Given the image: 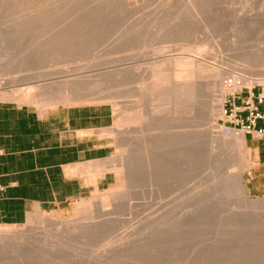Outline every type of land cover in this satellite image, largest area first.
<instances>
[{"label": "rangeland", "instance_id": "1", "mask_svg": "<svg viewBox=\"0 0 264 264\" xmlns=\"http://www.w3.org/2000/svg\"><path fill=\"white\" fill-rule=\"evenodd\" d=\"M39 1L0 0V60H2V64H0V68L2 70L0 79L2 80L0 81L3 83L1 84L2 86L0 85V100L14 101L19 104L30 105L37 108L40 112H45L58 106L87 104H106L111 106L115 116L113 133L116 137L117 147L116 154L111 159L116 161L114 164L122 163L124 167L126 166V170H128L125 171L124 169V173L120 171H113L117 180L114 185L111 186V188L102 190L100 192H95L91 196L72 205L71 207H67L63 211H39L32 214L29 220L24 224H0V229L3 231L18 232H26L30 230L31 232V230L34 228L40 227L39 221L43 218L47 221L51 220L53 217L54 219L63 220L66 222L74 221L78 218H81L84 213L83 210L81 211L80 209L83 202L85 203L86 201H90L92 204V209H100L101 202L104 198H106L111 193L117 194L119 189L121 191L127 176L124 175L125 173L128 174V172L136 171L138 177L141 178H138L137 180L139 183L137 181L129 183L130 186L132 185L131 189H133V192L132 194L129 193L126 197L127 204L122 207L119 214L112 215L114 218L112 221L113 223H110V225L105 228V231L103 229V232H99L98 235L95 234L85 236L84 234L81 235V233L78 234L79 232L74 234L71 233L70 235L66 231H63V233L66 234L64 237H60L61 239H58L54 245L43 249V251L39 250L40 252H35V250H23L21 251L22 253H12L11 249L8 248L9 251H7V247H2L4 250L1 249L3 252L0 251V264H264V205L260 209L256 210L255 207H251L250 209L248 207L250 202L264 200V196H251L247 189L249 199H245L237 193V189H234V192H232L233 190L230 192V188L229 190L226 189L227 191L225 192L223 187V185L227 186L229 182L234 179L236 173H241L243 175L244 184L246 186V171L249 168L250 161L249 150L247 149L245 141L242 142V156L245 159H243L245 164L243 168L239 169L238 154L234 152L236 154L235 156L232 151L226 148L215 147L213 143H211V139L208 137V126L206 127V122L204 123L206 120H200L201 115L198 112L194 113L193 115L185 114L186 117L181 115L179 121L177 118L175 120V122L178 121V126L179 122H185L184 119H187L185 122L186 124L187 122L190 123L185 125L187 126L185 130L184 128H181L184 126V124L180 123L182 126L180 125L179 128L184 130L185 134L187 135H183V132V134L178 137L185 144H187V141L190 139L192 142L189 144L191 145L188 147V144L186 146L183 145L182 142L178 146L179 148L176 149V152L180 157L178 159L179 162H177V164L175 163L174 170H170L171 172H168H173V175H169L166 171L162 172L160 170L161 167H164L163 164H165V162L168 160V151H166L167 146L163 136L165 129L164 125L167 122V118L166 112L158 111L156 107L159 109H165L166 104L172 109L174 103L168 104L165 99H169H167V97H165V99L163 98V95L166 93L168 94L171 91H167L165 89L162 90V88L156 87L154 89L151 88L150 85H152L151 83L154 80L150 81L151 76L149 77L148 74H150V71L152 70L151 63L156 61L159 57H162L159 52L157 53L158 55H156L157 49L159 47L164 46L169 49H166V51L162 54L166 55V53H168V55H166L168 57L170 54H178L181 52V46L179 47V51L175 48L177 43L176 46H174V44L175 40L179 38V35L182 36V39L179 38L180 40L176 41L178 42V45L180 43L179 41H181V43L183 39L185 41V33L182 34L180 31L178 32L179 29L172 31V33H175V36L173 34L171 37H174L173 39L175 40L173 41L171 38V42L170 37L166 38L168 41L164 40V37L166 36L164 30L165 32H168V28L170 29V19L174 17L175 13H180L183 7L186 8L184 6L186 1L101 0L99 2L98 0L99 3L97 4H95L96 0ZM167 1L170 2L168 11L170 13L171 10L170 14H173V16L169 13L167 16L166 11L163 14L164 16L160 17L165 18L159 19L160 21L162 20V22L163 20L164 22H167V19L169 16H171L170 19H168L169 25L163 22V26L162 22H159V19L155 21L157 22V24H155L153 15L156 17L155 13H161L163 9L162 6L166 4ZM198 1L200 3L195 0V2L198 4V9L200 7V11L204 13L203 16L205 19L208 18L207 20L210 25L208 26V29L205 28L206 31L204 29L205 32L202 34V31L198 30L201 29V26L196 24L197 22L194 24L192 22L191 26H193H189L193 29L191 30L190 34V28H188L189 34H187V36L190 35L188 38L193 36V41L190 42L186 39L185 42H190L192 46H194L193 44L196 43L209 42L207 43V46L203 44V47H208V49L211 50L208 51L209 53L207 52L201 57L207 60V63L210 61V59L212 60L209 62L210 64H208L211 67L213 66L212 69L214 70V73H211L213 74L212 76L209 74V78L211 79L212 77V79H214V75H219V81L224 85L230 86L229 89L231 92L226 94L225 109L228 110L231 100L243 95L247 91L251 93H256V91H259L257 95L261 94V96L264 98V0ZM64 2L67 4L66 6ZM143 2L145 3L143 4ZM126 3L127 5L130 3L131 5L134 4V8H131L130 10L128 8V11H126ZM30 4L34 6H31ZM18 6L22 7L19 8ZM27 7H30V11ZM38 8H44L45 12H43L44 10L42 9L40 11L43 13H35L34 11H38ZM184 8L183 10L185 11L186 9ZM33 14L35 17H37V19L35 17L33 18ZM37 15H40L41 17L38 18ZM53 16L54 18H52ZM28 17H32L33 20L32 18L30 21L27 20L26 18ZM166 17L168 18L166 19ZM250 17L252 18V22L249 21L251 24L247 22V19H251ZM123 19L126 20L123 21ZM135 19L138 22H136ZM141 19L145 22L143 21L142 23L141 21L140 23ZM37 20L40 22L38 23ZM213 20H215V22ZM34 21L37 22L38 25L35 24ZM130 21L132 26L130 25ZM239 21H241V24ZM65 22L68 24H65ZM127 23L129 26H131V28L133 27L132 29L135 31L134 33L131 31L132 29L128 27ZM69 24L70 28L68 29ZM160 24L162 26H160ZM73 25L75 26L72 27ZM162 27L165 29L162 30ZM66 28L69 30L68 32ZM195 28H198L196 29V33ZM135 29L138 30L136 31ZM147 30L150 32H147ZM159 30L161 35L159 34ZM201 30H203V26ZM105 31L107 32L104 33ZM10 32L14 33L11 34L12 37ZM206 32H209L210 34H208L211 36L209 37ZM59 33L60 35L57 36ZM47 34L48 37L45 36ZM64 35L65 37H68V35L71 36H69V40H67V38L63 37ZM176 35H178V38ZM212 35L215 38L212 37ZM160 36L163 38L161 40L164 41L160 42ZM45 37L47 38L45 39ZM83 37H85L86 40H84L85 38ZM132 37H134L133 41ZM200 37L202 40L197 39ZM205 37H208L209 40L212 38L214 41L212 39L211 41L206 40L207 38L205 39ZM53 38L55 39L53 40ZM70 38L73 39L72 44L69 42L71 41ZM87 38L89 40H87ZM49 39L52 41L51 43L49 42ZM215 39L219 40H216L215 42ZM45 40H48V42ZM112 40L114 41L112 42ZM42 41L46 43H42ZM35 42L36 47L34 44ZM211 42H213L215 45L213 46V44H210ZM62 44L65 47H63ZM164 44H166V46ZM216 44L218 46H216ZM220 44H222V46ZM30 45H32V47ZM80 45L84 47L86 46V48H88H85L84 50L79 49V52L77 53V46L80 47ZM210 45H212L213 50ZM43 49L47 50L46 53L43 51ZM155 49L156 52H154ZM90 50L92 52H90ZM177 51L178 53H176ZM35 52H38L39 55H35ZM85 52H87L88 55ZM221 52H223V54H221ZM207 54L208 56L206 57ZM197 55L193 56V59L196 58ZM221 58L223 60H221ZM214 59L218 61V63ZM90 61L92 62L90 63L91 65L89 64ZM99 63L101 64L99 65ZM83 64L85 67H87L82 69L81 66L83 67ZM149 65H151L150 69ZM216 66H219V68H216ZM115 69H125L123 72L124 74L121 73L120 76L119 74L114 73V71L113 73L110 72L109 74H105L107 71H112ZM47 71L49 72L48 74H50L49 76L52 77L63 76L64 78H75L76 85L78 87L71 85V90L67 93H64L63 95L65 99H63L62 96V100H59L60 102L57 101L53 104H48V106L43 105L45 106L43 107L42 104L33 103L31 101L32 99H29L28 93L31 91L30 87H35L37 83H31V79L29 80V83L27 78H33L37 76L45 77ZM145 71L147 72L148 77L145 74ZM114 74H117L118 76ZM84 77L87 79H84ZM78 78H83V80L80 82L81 79ZM239 80H241L242 83L239 84ZM233 82L237 83V85L234 86ZM142 83L144 84L143 86H141ZM146 84L148 85L146 86ZM139 86L141 87L139 88ZM235 87L236 90H234ZM126 91H130V93H128L129 95L127 96L125 95L127 93ZM208 91H213L214 94L212 95H215L216 98L221 95L219 88H215V90L210 89ZM16 92L19 93L18 98L14 97V93ZM31 92V96L36 95L35 88H33ZM94 92H96L97 95ZM133 92H138V94L139 92H142L140 93L142 96H138L137 93L134 95ZM161 92H163L162 95L160 94ZM94 94L97 97L94 98ZM110 94L113 96H110ZM78 95H80L81 98ZM103 96L106 97L104 98ZM107 96L110 97L108 98ZM159 98H162L161 101ZM206 98L204 99L208 100V98ZM205 100L204 103L206 104ZM135 101H138L139 103V110L142 113L141 116H143V120L141 119L142 122L140 119L138 120L139 122L135 123H128L127 121L123 122L122 119H125L128 113H131L132 105L135 104ZM202 108L203 110H201V113L206 115L207 110H204V107ZM156 113L160 115L162 114V117H160V115H157L156 117ZM159 118H161L160 121ZM181 118L183 121H180ZM225 118L226 116L218 117L217 124L223 127V134L226 137H233V135L227 136L225 134V126H230L225 124ZM192 121L193 124H191ZM201 123H204L205 125H202L201 127ZM189 124L191 125L189 126ZM188 128H191V130ZM197 129L198 131L200 130V136L199 133L195 134ZM160 133H162V135ZM188 134H191V137H193L194 140L191 139ZM182 136L185 138H182ZM178 137L176 140L179 139ZM186 137L188 140L185 141ZM162 141L163 143H161ZM193 141L195 142V145ZM124 143L128 145V149L130 144H132V158L130 156L128 158L127 156L129 151L126 153V155L122 156L121 147L122 145H125ZM164 143L166 148L163 147ZM214 148L217 149L215 150ZM186 149L189 150L187 151ZM162 151L164 152L161 153ZM126 158H128L133 165L129 164L130 162ZM135 159H138L137 163ZM185 159L186 165L184 161ZM149 162H151V165ZM124 163L126 165H124ZM135 163L138 167L134 165ZM153 164H155V166ZM181 165L183 167H181ZM230 165H232V167ZM234 167L238 169H234ZM174 171H176L175 174ZM224 183H226V185ZM228 193H231V195L233 193V195L224 196ZM105 195L107 196L105 197ZM227 198L230 202H227ZM223 202H225V204L229 203V206L226 204L227 207L223 206L224 209H221L222 205L224 204ZM237 206L239 210L241 209L240 211L237 210ZM109 207L112 209L113 206ZM203 207H205V210ZM218 207L220 209H218ZM217 209L222 210L224 213L221 211L218 212ZM97 211L95 210V216L98 214ZM236 211H239L240 214L239 212L238 214L235 213ZM188 214L190 218H187L189 217ZM255 217L258 218L256 219Z\"/></svg>", "mask_w": 264, "mask_h": 264}, {"label": "crops", "instance_id": "2", "mask_svg": "<svg viewBox=\"0 0 264 264\" xmlns=\"http://www.w3.org/2000/svg\"><path fill=\"white\" fill-rule=\"evenodd\" d=\"M245 92L228 106L248 126L253 103L264 113L261 94ZM225 118V124L229 123ZM115 116L106 104L58 106L45 112L0 100V224L21 225L39 211H63L117 178L109 171L116 154ZM264 118L244 133L250 165L246 187L264 196Z\"/></svg>", "mask_w": 264, "mask_h": 264}, {"label": "bare ground", "instance_id": "3", "mask_svg": "<svg viewBox=\"0 0 264 264\" xmlns=\"http://www.w3.org/2000/svg\"><path fill=\"white\" fill-rule=\"evenodd\" d=\"M21 1V0H20ZM39 1V0H38ZM40 1H42V0H40ZM39 1V2H40ZM59 1V0H58ZM101 0H99V2H100ZM187 3H186V2ZM29 2V1H28ZM45 2V1H44ZM66 2V1H65ZM64 2V3H65ZM71 2V1H70ZM98 2V0H96L95 1V4H97V3H99ZM184 6L186 7V8H184L183 7V5H182V7L184 8V9H186L185 11L183 10V8H182V10H181V12L179 13L178 11V13H175L174 14V17H172L171 19H170V17L171 16H169V18L168 17H166V19L168 18V19H170V22L168 21V19H167V22L165 21L164 22V20H163V22L164 23H167V25H169V23H170V29L168 28V32L166 31L165 32V28H163L162 27V30H164V33H166V36L164 37V40H166V38H168V37H170V41L172 42V40L174 41L175 39H173L174 37H171L173 34H174V36H175V33H172V31H174V30H178V32L180 31L182 34H184V36L186 35V37H184L185 38V41H186V39L187 40H189L190 42H192L193 40V36L192 37H190V38H188V36H190V35H188L187 36V34H189L188 32V28H190V26H191V23L193 22V24L194 23H196V24H198L199 26H201V29H202V26H203V30H201V29H198V28H195V33H196V29H198V30H200V31H202L201 33L203 34V32H205L206 31V29H208V26L210 25L209 23H208V18L207 19H205L204 18V13H202L201 11H200V7H199V9H198V4H197V2H199L198 0H197V2H195V0H184ZM22 3V2H21ZM35 3V2H34ZM36 3H37V1H36ZM49 3H50V1H49ZM145 2H143V4H144ZM200 3V2H199ZM19 4V3H18ZM33 4V3H32ZM147 4V3H146ZM169 4H170V2L169 1H167V3L166 4H164L163 6H162V12L161 13H155L156 14V17L153 15V17H154V22L155 21H157L160 17H163L164 15V13L166 12L167 13V16H168V13H169ZM172 4V3H171ZM21 5V4H20ZM31 5V4H30ZM29 5V6H30ZM43 5H44V3H43ZM46 5H48V4H46ZM55 5V4H54ZM54 5H53V7H54ZM61 5V4H60ZM67 4L65 3V6H66ZM126 5H127V3H126ZM134 4H132L131 5V3L130 4H128L127 6H126V11H128V8H129V10L131 9V8H134V6H133ZM31 6H34V5H31ZM37 6V5H36ZM35 6V7H36ZM58 6V5H57ZM133 6V7H132ZM140 6V5H139ZM172 6V5H171ZM200 6V5H199ZM202 6V5H201ZM19 7V6H18ZM20 7H22V6H20ZM19 7V8H20ZM40 7V6H39ZM44 7V6H43ZM50 7V6H49ZM60 7V6H59ZM125 7V6H124ZM123 7V8H124ZM26 8V7H25ZM28 8V7H27ZM30 8V7H29ZM29 8H28V10H29ZM46 8H48V7H46ZM22 9H24V8H22ZM21 9V10H22ZM39 9V8H38ZM44 10V8H40L38 11H34L35 13L36 12H39V13H41L42 11H40V10ZM49 9V8H48ZM63 9H64V7H63ZM136 9V8H135ZM138 9H139V7H138ZM171 9V8H170ZM32 10V9H31ZM35 10V9H34ZM37 10V9H36ZM59 10H60V8H59ZM125 10V9H124ZM123 10V11H124ZM134 10V9H133ZM132 10V11H133ZM30 11V10H29ZM55 11V10H54ZM131 11V12H132ZM43 12H45V10L43 11ZM42 12V13H43ZM52 12V11H51ZM38 13V14H39ZM58 13V12H57ZM123 13V12H122ZM121 13V14H122ZM170 13H171V10H170ZM169 13V14H170ZM45 14V13H44ZM44 14H43V16H44ZM50 14V13H49ZM132 14V13H131ZM133 14H134V12H133ZM34 15V14H33ZM47 15V14H46ZM45 15V16H46ZM53 15V14H52ZM57 15V14H56ZM55 15V16H56ZM166 15V14H165ZM170 15H172L173 16V14H170ZM206 15V14H205ZM38 16V15H37ZM51 16V15H50ZM134 16V15H133ZM140 16V15H139ZM209 16V15H208ZM211 16V15H210ZM35 17V15L33 16V18ZM39 17H41L40 15L38 16V18ZM137 17V16H136ZM29 18V17H28ZM26 18L27 20H29L30 21V19L32 18ZM33 18H32V20H33ZM36 19H37V17H35ZM52 18H54V16L52 17ZM120 18V17H119ZM132 18H134V17H132ZM165 18V17H164ZM164 18H160V19H164ZM210 18V17H209ZM251 18V17H250ZM25 19V20H26ZM82 19V18H81ZM137 19V18H136ZM135 19V20H136ZM140 19V18H139ZM160 19H159V22L161 23L162 22V20L160 21ZM165 19V20H166ZM211 19V18H210ZM212 19H213V16H212ZM23 20V19H22ZM50 20V19H49ZM59 20V19H58ZM62 20V19H61ZM86 20V19H85ZM88 20V19H87ZM124 20H126V19H123V21ZM130 20H131V18H130ZM150 20H151V18H150ZM20 21V20H19ZM29 21H28V24H29ZM36 21V20H35ZM34 21V23L35 24H37V22H38V20H37V22H35ZM44 21H46V20H44ZM43 21V22H44ZM57 21V20H56ZM141 21H142V19L140 20V23H141ZM144 21V20H143ZM143 21H142V23H143ZM152 21V20H151ZM214 22H215V20H213ZM246 21V20H245ZM252 22V18L250 19V20H248L247 19V22L248 23H250V22ZM21 22H23V21H21ZM33 22V21H32ZM40 22V21H39ZM38 22V23H39ZM58 22V21H57ZM77 22V21H76ZM122 22V21H121ZM133 22H134V20H133ZM136 22H138L137 20H136ZM135 22V23H136ZM145 22V21H144ZM153 22V23H154ZM163 22H162V24H163ZM169 22V23H168ZM240 22V24H241V21H239ZM46 23H48V22H46ZM46 23H44V24H46ZM125 23H126V21H125ZM147 23V22H146ZM145 23V24H146ZM243 23V22H242ZM21 24H23V23H21ZM21 24H20V26H21ZM27 24V25H28ZM43 24V23H42ZM49 24V23H48ZM65 24H68L67 22H65ZM79 24V23H78ZM77 24V25H78ZM133 24V23H132ZM150 24V23H149ZM155 24H157V22H155ZM237 24V23H236ZM251 24V23H250ZM24 25V24H23ZM38 25V24H37ZM39 25H41V24H39ZM61 25H63V24H61ZM76 25V24H75ZM75 25H73L72 27H74ZM127 25H128V23H127ZM130 25H131V21H130ZM135 25V24H134ZM139 25V24H138ZM146 25H148V24H146ZM166 25V24H165ZM190 25V26H189ZM197 25V26H198ZM243 25V24H242ZM26 26V25H25ZM24 26V27H25ZM45 26V25H44ZM47 26V25H46ZM65 26V25H64ZM132 26V25H131ZM131 26H129L128 25V27L129 28H131ZM140 26H141V24H140ZM150 26V25H149ZM153 26V25H152ZM160 26H162L161 24H160ZM163 26H164V24H163ZM193 26V25H192ZM191 26V27H192ZM237 26V25H236ZM32 27H34V26H32ZM36 27V26H35ZM43 27V26H42ZM50 27V26H49ZM53 27V26H52ZM60 27H62V26H60ZM68 27V26H67ZM72 27H71V29H72ZM82 27V26H81ZM123 27V26H122ZM125 27V26H124ZM127 27V26H126ZM135 27H136V25H135ZM134 27V28H135ZM45 28V27H44ZM63 28V27H62ZM70 28V24H69V27H68V29ZM75 28H77V27H75ZM101 28V27H100ZM103 28V27H102ZM133 28V27H132ZM131 28V29H132ZM200 28V27H199ZM206 28V29H205ZM237 28V27H236ZM48 29V28H47ZM79 29V28H78ZM81 29V28H80ZM89 29V28H88ZM127 29V28H126ZM130 29V30H131ZM139 29H140V27H139ZM157 29V28H156ZM160 29V28H159ZM193 28H190V34H191V30H192ZM204 29H205V31H204ZM64 30V29H63ZM66 30H67V28H66ZM105 30V29H104ZM122 30V29H121ZM124 30V29H123ZM128 30V29H127ZM136 30V29H135ZM138 30V29H137ZM136 30V31H137ZM150 30V29H149ZM197 30V31H198ZM14 31V30H13ZM69 30H67V32H68ZM109 31V30H108ZM129 31V30H128ZM131 31H133V29L131 30ZM199 31V32H200ZM71 32V31H70ZM83 32H85V31H83ZM97 32V31H96ZM107 31H105L104 33H106ZM110 32V31H109ZM108 32V33H109ZM116 32H118V31H116ZM126 32V31H125ZM135 31H133V33H134ZM147 32H150V31H148L147 30ZM159 32H160V30H159ZM158 32V33H159ZM170 32V33H169ZM13 32H10V35L12 34ZM72 33H73V31H72ZM79 33V32H78ZM77 33V34H78ZM114 33V32H113ZM132 33V34H133ZM158 33H156V34H158ZM172 33V34H171ZM207 33V32H206ZM209 33V32H208ZM207 33V34H208ZM14 34V33H13ZM52 34V33H51ZM71 34V33H70ZM76 34V35H77ZM83 34V33H82ZM81 34V35H82ZM110 34V33H109ZM116 34V33H115ZM114 34V35H115ZM160 35H161V32L159 33ZM158 34V35H159ZM199 34V33H198ZM198 34H196V35H198ZM205 34V33H204ZM210 34V33H209ZM208 34V35H209ZM233 34V33H232ZM9 35V36H10ZM15 35H16V33H15ZM53 35H55V34H53ZM58 35H60V33L59 34H57V36ZM88 35V34H87ZM163 35V34H162ZM165 35V34H164ZM195 35V34H194ZM45 36H47L48 37V34L47 35H45ZM69 36H71V35H68V37H65V35L63 36V37H65V38H67V40H69ZM86 36V35H85ZM92 36V35H91ZM102 36V35H101ZM105 36H106V34H105ZM108 36V35H107ZM129 36V35H128ZM199 36H200V34H199ZM211 35H209V37H210ZM11 37H12V35H11ZM47 37H45V39L47 38ZM77 37V36H76ZM89 37V36H88ZM93 37V36H92ZM91 37V38H92ZM114 37V36H113ZM121 37V36H120ZM120 37H119V39H120ZM131 37V36H130ZM135 37V36H134ZM134 37H132V41H133V38ZM157 37V36H156ZM159 37V36H158ZM161 37V36H160ZM176 37L178 38V35H176ZM212 37H214L213 35H212ZM42 38V37H41ZM40 38V39H41ZM50 38V37H49ZM71 38H73V37H71ZM70 38V39H71ZM81 38V37H80ZM83 38H85V37H83ZM137 38H138V36H137ZM171 38H172V40H171ZM179 38H181L182 39V36L181 35H179ZM176 39L175 40V44H174V46H176V43H177V46L175 47L176 49H178L179 51H180V49H179V47L181 48V52L180 53H178V51L176 52V53H178V54H170V56L168 57V56H166V55H168V53H166V55H162L165 51H166V47H159L158 49H157V52H156V49L154 50V52H156V55H158L157 53L159 52V54H161V56L162 57H159L156 61H153L152 63H151V65H152V68H151V65H149L148 67H149V69L151 68L152 70L150 71V74H148L149 75V77H150V81L151 80H154L151 84L152 85H150V83H149V85L151 86V88L152 89H154L155 87L156 88H162V90L163 89H165V90H167V91H171L170 93H166L165 95H163L164 97V99H165V97H167V99H169V100H166L165 99V101L166 102H168V104H173L174 106L172 107V109L171 108H169L170 106H168V105H166L165 104V106H166V108L164 109H159V108H157L156 106V109H158V111H165L166 112V118H167V122H166V126L164 125V127H165V129H164V134H163V136H164V140H165V143H166V146H167V148H166V146H165V143H164V146L163 147H165L167 150L166 151H168V160L165 162V164H163L164 165V167H161L160 168V170L162 171V172H171L170 170H174V165H175V163L177 164V162H179L178 161V159L180 158L179 156H178V154H177V152H176V149L177 148H179L178 146L183 142L182 140H180V138L178 137V136H181L182 134H183V132H184V130H185V128H187V126H185V125H188V123H190V122H187V124L185 123L186 122V120L184 119V121L185 122H179V126L181 125V124H184V126L183 127H181V128H184V130H181L180 128H179V126L177 125L178 123V121H179V118H180V116L181 115H184L185 117H186V115L185 114H188V115H193L194 113H199L200 115H201V118H200V120H206V121H204V123L206 122V125L204 124V123H201V127H202V125H205L206 127H207V129H209L208 131H209V134H208V137L211 139L210 141H211V143H213V145L215 146V147H219V148H226V149H228V150H230V151H232L233 152V154H235V153H237L238 154V157H239V160H238V158H237V160L239 161V165H238V167H239V169H241V168H243V166H244V158H243V156H242V151H243V144H242V142H244L245 140H244V133H240V134H237V133H234L233 134V137H226L224 134H223V127H221V126H219L218 124H217V118L218 117H224L225 116V113H226V109H225V102H226V94L227 93H229V92H231V90L229 89L230 88V86L229 85H224L222 82H220L219 81V75H214V79H212V77H211V79L209 78L210 76H209V74L212 76L213 74H211V73H214L213 71V69H212V67L211 66H209V62H211L212 60L210 59V61L207 63V60H205V59H203V57H201V56H204L209 50H211V49H208V47L207 48H204L203 47V44L204 45H206L207 46V43H209V42H204V43H196V44H193L194 46H192V44H190V42H185L184 41V39H183V41H182V43H181V41H179L181 44H183V45H181L180 43H179V45H178V42H176L177 40H180V39ZM207 38V39H206ZM215 38V37H214ZM6 39H7V37H6ZM51 39V38H50ZM50 39H49V42L51 43L52 41H50ZM55 38H53V40H54ZM125 39V38H124ZM139 39V38H138ZM161 39H163L162 37L160 38V40ZM195 39V38H194ZM197 39H199V40H202V38L200 37V38H197ZM196 39V40H197ZM205 39L206 40H209V38L208 37H205ZM212 39V38H211ZM211 39L209 40V41H211ZM43 40H44V37H43ZM58 40V39H57ZM62 40V39H61ZM73 39H71V41H69V42H71V44H72V41ZM75 40V39H74ZM81 40V39H80ZM84 40H86V38L84 39ZM83 40V41H84ZM87 40H89L88 38H87ZM95 40V39H94ZM98 40V39H97ZM115 40V39H114ZM114 40H112V42L114 41ZM131 40V39H130ZM164 40H161L160 42H162V41H164ZM213 41H214V39H212ZM216 40H219V39H215V42H216ZM234 40V39H233ZM46 42H48V40H45ZM91 41V40H90ZM140 41V40H139ZM166 41H168V39L166 40ZM203 41H205V40H203ZM44 41H42V43H43ZM46 42H44V43H46ZM62 42V41H61ZM63 42H64V40H63ZM66 42V41H65ZM68 42V43H69ZM86 42V41H85ZM88 42V41H87ZM116 42H117V40H116ZM136 42H137V40H136ZM135 42V43H136ZM183 42H185V43H183ZM221 42V41H220ZM234 42V41H233ZM38 43H39V41H38ZM56 43H58V42H56ZM93 43H94V41H93ZM104 43V42H103ZM128 43H129V41H128ZM131 43V42H130ZM134 43V44H135ZM232 43V42H231ZM35 44V47H36V42L34 43ZM49 44V43H48ZM47 44V45H48ZM60 44V43H59ZM58 44V45H59ZM74 44V43H73ZM115 44V43H114ZM166 44H168V43H166ZM166 44H164L165 46H166ZM173 44V43H172ZM210 44H213V42H211ZM224 44V43H223ZM32 45H33V43H32ZM32 45H30L31 47H32ZM39 45V44H38ZM41 45V44H40ZM51 45V44H50ZM83 45H84V43H83ZM104 45V44H103ZM111 45H112V43H111ZM215 44H213V46H214ZM221 46H222V44H220ZM29 46V47H30ZM49 46V45H48ZM62 46H63V44H62ZM72 46V45H71ZM113 46V45H112ZM172 46V45H171ZM205 46V47H206ZM209 46V45H208ZM211 46V48H212V50H213V47H212V45H210ZM216 46H218L217 44H216ZM234 46V45H233ZM45 47H46V45H45ZM44 47V48H45ZM51 47H54V46H51ZM55 47H56V45H55ZM60 47V46H59ZM63 47H65V46H63ZM62 47V48H63ZM78 47V51H77V53L79 52V49L81 50V49H85L86 48V46L84 47V46H81L80 45V47L79 46H77ZM98 47V46H97ZM168 47V46H167ZM28 48V47H27ZM34 48V47H33ZM58 48V47H57ZM88 48V47H87ZM86 48V49H87ZM219 48H220V46H219ZM224 48V47H223ZM222 48V49H223ZM34 49H36V48H34ZM33 49V50H34ZM38 49V48H37ZM40 49V48H39ZM47 49V48H46ZM44 50L43 49V51H45V53H46V51L47 50ZM53 49H55V48H53ZM77 49V48H76ZM206 49H208V50H206ZM233 49V48H232ZM56 50V49H55ZM60 50V49H59ZM65 50V49H64ZM167 50H169V49H167ZM40 51H41V49H40ZM40 51H39V53H40ZM61 51V50H60ZM223 51V50H222ZM55 52V51H54ZM67 52V51H66ZM65 52V53H66ZM72 52V51H71ZM90 52H92L91 50H90ZM168 52V51H167ZM211 52V51H210ZM33 53V52H32ZM48 53H49V51H48ZM85 53H87V52H85ZM209 53V52H208ZM215 53V52H214ZM35 55L37 54V55H39L38 54V52L36 53H34ZM41 54V53H40ZM56 54H57V52H56ZM55 54V55H56ZM58 54H59V52H58ZM61 54H62V52H61ZM72 54V53H71ZM84 54V53H83ZM198 54V55H197ZM211 54V53H210ZM218 54V53H217ZM221 54H223V52H221ZM79 55V54H78ZM77 55V56H78ZM86 55V54H85ZM87 55H88V53H87ZM195 55H197L196 56V58H194L193 59V56H195ZM215 55V54H214ZM220 55V54H219ZM43 56V55H42ZM42 56H40V57H42ZM208 56V54L206 55V57ZM210 56V55H209ZM224 56V55H223ZM46 57V56H45ZM192 57V58H191ZM211 57V56H210ZM212 58H213V56H212ZM216 59H217V57H216ZM215 60V59H214ZM213 60V61H214ZM221 60H223L222 58H221ZM216 61V60H215ZM214 61V62H215ZM226 61V60H225ZM224 61V62H225ZM217 63H218V61H216ZM215 62V63H216ZM90 63H92L91 61L89 62V64ZM222 63V62H221ZM220 63V64H221ZM0 64H2V60H0ZM85 64V63H84ZM84 64H83V67L81 66V68L83 69L85 66H84ZM96 64H98V63H96ZM101 63H99V65H100ZM219 64V65H220ZM225 64V63H224ZM44 65V64H43ZM47 65H48V63H47ZM86 65V64H85ZM91 65V64H90ZM213 65V64H212ZM222 65V64H221ZM49 66V65H48ZM214 66H215V64H214ZM225 66V65H224ZM87 67V66H86ZM85 67V68H86ZM219 68V66H216V68ZM227 67V66H226ZM225 67V68H226ZM239 67V66H238ZM244 67V66H243ZM123 68V67H122ZM79 69H80V67H79ZM114 69V68H113ZM126 69V68H125ZM125 69H115L116 70V72H115V70H112V71H107L105 74H109L110 72L111 73H113V71H114V73H117V74H119L120 76H121V73H123L124 71H125ZM148 69V68H147ZM215 69V68H214ZM51 70V69H50ZM77 70V69H76ZM127 70H128V67H127ZM239 70H241V69H239ZM55 71V70H54ZM82 71V70H81ZM216 71H218V70H216ZM1 72H2V70H1V68H0V74H1ZM46 72V71H45ZM77 72V71H76ZM126 72H129V71H126ZM219 72V71H218ZM49 72L47 71V73H46V76L45 77H41V76H37V77H33V78H27L28 79V82H29V80L31 79V83L32 82H34L36 85H35V87L34 86H32V87H30V90L32 91V89L33 88H35V91H36V95H32L31 96V94H32V92L30 91V93H28V97H29V99H32L31 101L33 102V103H37V104H42V106L43 105H45V106H48V104H53V103H55V102H60L62 99V96L64 95V93H67L68 91H70L71 90V85H75V86H77L76 85V79L75 78H64L63 76L62 77H57V76H49L50 74H48ZM55 73V72H54ZM56 73H58V72H56ZM52 74V73H51ZM61 74V73H60ZM59 74V75H60ZM117 74H114V75H117ZM124 74V73H123ZM145 74L147 75V72L145 71ZM148 75H147V77H148ZM61 76V75H60ZM118 76V75H117ZM78 77H80V76H78ZM81 77H82V75H81ZM88 77V76H87ZM86 77H84V79H85ZM263 78V77H262ZM78 79H81L80 80V82L83 80V78H78ZM77 79V80H78ZM87 79V78H86ZM149 79V78H148ZM0 80H2V79H0ZM136 80V79H135ZM207 80V81H206ZM44 81V82H43ZM86 81V80H85ZM128 81V80H127ZM148 81V80H147ZM240 81V82H239ZM238 81V83L240 84V83H242V81L241 80H239ZM264 81V80H263ZM29 82V83H30ZM41 82V83H40ZM145 82V81H144ZM143 82V83H144ZM149 82V81H148ZM124 83V82H123ZM132 83V82H131ZM136 83V82H135ZM142 83V85L141 86H143L144 84ZM234 83V82H233ZM261 83H263V82H261ZM1 84H3L2 83V81H0V85ZM122 84V83H121ZM126 84V83H125ZM133 84V83H132ZM129 85V84H128ZM128 85H126V86H128ZM148 84H146V86H147ZM234 86L235 85H237V83H234L233 84ZM2 86V85H1ZM82 86V85H81ZM137 86H138V84H137ZM141 86H139V88L141 87ZM78 87V86H77ZM122 87V86H121ZM237 87V86H236ZM236 87H235V89L234 90H236ZM88 88H89V86H88ZM126 88V87H125ZM124 88V89H125ZM136 88V87H135ZM139 88L137 87V89L139 90ZM149 88V87H148ZM151 88H150V90H151ZM215 88H219L220 89V91H221V95H219L217 98L215 97V95H212V94H214L213 93V91H208V90H215ZM85 89H87V88H85ZM84 89V90H85ZM132 89V88H131ZM145 89V88H144ZM232 89V88H231ZM141 90L143 91V89L141 88ZM122 91V90H121ZM137 91V90H136ZM233 91V90H232ZM28 92H29V90H28ZM124 92V91H123ZM127 92V91H126ZM146 92V91H145ZM149 92V91H148ZM91 93H93V92H91ZM94 93H96V92H94ZM128 93H130V91L129 92H127L125 95L127 96V95H129ZM134 93V95H135V93H137V95L139 96V95H141L142 96V94H140V93H142V92H139V94H138V92H133ZM151 93V92H150ZM162 93L163 92H161L160 94L162 95ZM100 94V93H99ZM113 94H115V93H113ZM145 94H147V93H145ZM144 94V95H145ZM77 95V94H76ZM82 95V94H81ZM87 95V94H86ZM85 95V96H86ZM95 95V94H94ZM96 95H97V93H96ZM94 96V98L95 97H97V96ZM106 95V94H105ZM125 95H123V96H125ZM157 95V94H156ZM155 95V96H156ZM160 95V96H161ZM167 95V96H166ZM74 96V95H73ZM78 96H80V95H78ZM93 96V95H92ZM110 96H113V95H111L110 94ZM110 96H107L108 98L110 97ZM116 96V95H115ZM121 96V95H120ZM140 96V97H141ZM159 96V97H160ZM14 97H16V98H18L19 97V93H14ZM67 97V96H66ZM69 97V96H68ZM104 97V96H103ZM106 97V96H105ZM104 97V98H105ZM116 97H118V96H116ZM144 97V96H143ZM143 97H142V99H143ZM151 97V96H150ZM153 97V96H152ZM157 97V96H156ZM155 97V98H156ZM208 98V100H205L204 98ZM80 98H81V96H80ZM83 98V97H82ZM99 98V97H98ZM101 98V97H100ZM206 98V99H207ZM63 99H65L64 98V96H63ZM75 99V98H74ZM86 99V98H85ZM84 99V100H85ZM139 99V98H138ZM162 99V98H161ZM161 99L159 98V100L161 101ZM60 100V101H59ZM68 100V99H67ZM72 100V99H71ZM82 100V99H81ZM87 100V99H86ZM149 100V99H148ZM159 100H158V102H159ZM204 100L206 101V104L204 103ZM65 101V100H64ZM164 101V102H165ZM130 102V101H129ZM141 102V101H140ZM135 104H133L132 105V111H131V113H128V115H127V117H125V119L123 118L122 120H123V122L125 121H127L128 123L129 122H131V123H135V122H139L138 120L140 119V121H141V119H142V117L143 116H141L142 115V113L140 112V110H139V103H138V101H135L134 102ZM156 103V102H155ZM141 104H142V102H141ZM140 104V105H141ZM182 104V105H181ZM161 105H162V102H161ZM41 106V105H40ZM45 106H43V107H45ZM164 106V107H165ZM42 107V108H43ZM125 107H127V106H125ZM143 107V106H142ZM141 107V108H142ZM202 107H204V110H207V113H206V115L204 114V113H201V110H203V108ZM207 107V108H206ZM206 108V109H205ZM129 110V109H128ZM155 110V109H154ZM154 110H153V112H154ZM141 111H142V109H141ZM157 112V111H156ZM144 113V112H143ZM148 113V112H147ZM160 113V112H159ZM154 114V113H153ZM157 115H160V114H155V116L157 117ZM154 116V115H153ZM183 116V117H184ZM124 117V116H123ZM159 117V116H158ZM160 117H162V114L160 115ZM188 117V116H187ZM154 118V117H153ZM163 118H164V116H163ZM176 118H177V122H175V120H176ZM147 119V118H146ZM160 119L161 118H159V121H160ZM121 120V121H122ZM143 120V119H142ZM149 120H150V118H149ZM182 120V118L180 119V121ZM189 120V119H188ZM154 121V120H153ZM183 121V120H182ZM191 121V120H190ZM196 121H197V119H196ZM142 122V121H141ZM195 122V121H194ZM201 122V121H200ZM199 122V123H200ZM208 122V123H207ZM175 123H176V125H175ZM181 123V124H180ZM197 123V122H196ZM198 123V124H199ZM160 124V123H159ZM191 124H193V121L191 122ZM191 124H189V126L191 125ZM208 124V125H207ZM157 125V124H156ZM162 125V124H161ZM163 126V125H162ZM161 126V127H162ZM182 126V125H181ZM200 126V125H199ZM155 127V126H154ZM156 128V127H155ZM196 128V127H195ZM162 129V128H161ZM180 129V130H179ZM188 129H190L191 130V128H188ZM203 129H204V127H203ZM163 130V129H162ZM192 130H193V127H192ZM124 131V130H123ZM122 131V132H123ZM195 131V130H194ZM193 131V132H194ZM121 132V133H122ZM186 132H187V130H186ZM193 132H192V134H193ZM200 132V130L198 131V129L196 130V132H195V134H198ZM163 133V132H162ZM162 133H160L161 135H162ZM205 134V133H204ZM160 135V136H161ZM183 135H187V134H185V132H184V134ZM188 136H190L191 137V134L189 135L188 134ZM193 136H194V134H193ZM196 136H198V135H196ZM199 136H200V133H199ZM203 136V135H202ZM162 137V136H161ZM179 138L178 140H176V138ZM207 137V136H206ZM182 138H185L184 136H182ZM181 138V139H182ZM189 138V137H188ZM198 138V137H197ZM197 138H195V139H197ZM148 139V138H147ZM175 139V140H174ZM191 139H193L194 140V138L193 137H191ZM186 140H188L187 139V137H186V139H185V141ZM199 140V139H198ZM147 141V140H146ZM202 141V140H201ZM206 141H207V139H206ZM209 141V140H208ZM190 142H192V141H190V139L187 141V144H188V147H190V145L191 144H189ZM126 143H128V142H126ZM126 143H124L125 145H122V147H121V154H122V156H124V155H126V153L129 151V154H127V156H128V158H129V156L131 157L132 155V152H131V145L132 144H130V147H129V149H128V145L126 144ZM131 143H132V141H131ZM149 143V142H148ZM161 143H163V141L161 142ZM193 143H194V145H195V142L193 141ZM197 143V142H196ZM202 143V142H201ZM207 143V142H206ZM183 145H186L187 146V144H185L184 142L182 143ZM145 145H147V144H145ZM151 145V144H150ZM193 145V144H192ZM134 146V145H133ZM132 146V147H133ZM127 147V148H126ZM184 147V146H183ZM182 147V148H183ZM133 149V148H132ZM161 149H163V148H161ZM191 149V148H190ZM215 150L217 149V148H214ZM184 150V149H183ZM187 150V149H186ZM189 150V149H188ZM187 150V151H188ZM215 150H213V151H215ZM147 151V150H146ZM212 151V152H213ZM164 151H162L161 153H163ZM235 152V153H234ZM185 153V152H184ZM192 154V153H191ZM216 154V153H215ZM193 156V155H192ZM235 156H236V154H235ZM126 157V156H125ZM135 157V156H134ZM141 157V156H140ZM150 157V156H149ZM122 158V157H121ZM128 158H126V159H128ZM132 158V157H131ZM130 158V159H131ZM191 158V157H190ZM190 158H188V159H190ZM124 159V158H123ZM182 159V158H181ZM244 159V160H243ZM122 160V159H121ZM132 160V159H131ZM136 160V163H137V160L138 159H135ZM163 160H164V158H163ZM191 160V159H190ZM128 161H129V159H128ZM151 161H153V160H151ZM185 161V165H186V159L184 160ZM110 162V166H109V168H108V170L109 171H120V172H123V170L125 169V171H127L126 170V166L124 167L123 166V164L122 163H118V164H114V162H116V161H114L113 159L111 160V161H109ZM124 162V161H123ZM130 162V161H129ZM133 162H134V160H133ZM154 162V161H153ZM136 163L134 164V165H136ZM150 163V165H151V162H149ZM188 163V162H187ZM128 164V163H127ZM129 164H132L131 162L129 163ZM124 165H126L125 163H124ZM133 165V164H132ZM154 166H155V164H153ZM180 165V164H179ZM235 165V164H234ZM123 166V167H122ZM157 166V165H156ZM190 166V165H189ZM189 166H187V167H189ZM231 167H232V165H230ZM134 167V166H133ZM136 167H138L137 165H136ZM151 167V166H150ZM181 167H183L182 165H181ZM191 167V166H190ZM194 167V166H193ZM236 167H234V169H235ZM154 169H156V168H154ZM236 169H238V168H236ZM186 170V169H185ZM131 171V170H130ZM154 171V170H153ZM175 172L176 171H174V174H175ZM190 172V171H189ZM124 173V172H123ZM186 173H188V172H186ZM169 175L170 174H172L173 175V172L172 173H168ZM167 174V175H168ZM125 176H126V180H125V184L123 183V188L121 189V191H120V189L118 190L119 192L117 193V194H115V193H111V194H109L108 196L107 195H105V197L106 198H104L103 199V201L101 202V205H100V209L98 208V209H96V208H94L97 212H98V214L95 216V210L94 209H92L91 208V203H90V201H86L85 203L83 202L82 204H81V207H80V209H81V211L83 210V217L81 216V218H78V219H76V220H74V221H70V222H66V221H63V220H57V219H54V217L51 219V220H49V221H47V220H45L43 217V219H41L39 222V224H40V227H36V228H34L33 230H31V232H30V230H28V231H26V232H18V231H3V230H1L0 229V251H2V250H4V249H2V247H7V251H9V249H11V252L12 253H15V252H21V251H23V250H31V251H33V250H35V252L36 251H43V249H45V248H47V247H49V246H52V245H54L56 242H57V240L58 239H61L60 237H64L66 234L65 233H63V231L65 232H67V233H69L70 235H71V233H78V234H80L81 233V235H83L84 234V236L85 235H98L99 234V232L101 233V231L104 229V231H105V228L108 226V225H110V223H113L112 221L114 220V218H113V216L112 215H116V214H119V212H120V210L122 209V207L124 206V205H126L127 204V201H126V197L128 196V194L129 193H131L132 194V192H133V189H131V186H130V184L129 183H131V182H133V181H137L138 180V175L136 174V171H131V172H128V174H124ZM171 175V176H172ZM189 175V174H188ZM124 176V177H125ZM170 176V177H171ZM141 178V177H140ZM139 178V179H140ZM170 179V178H169ZM172 179H175V178H172ZM180 180V179H179ZM140 181V180H139ZM138 182V181H137ZM139 183V182H138ZM160 183V182H159ZM158 183V184H159ZM179 183V182H178ZM182 183V182H181ZM227 183V182H226ZM226 183H224L225 185H226ZM155 184H156V182H155ZM183 184H184V182H183ZM186 184V183H185ZM137 185V184H136ZM151 185V184H150ZM154 185V184H153ZM221 185V184H220ZM183 186V185H182ZM135 187V186H134ZM223 187H224V189H225V192L227 191V190H229L230 188H231V190H230V192L232 191V192H234V189H237L238 190V194L240 195V196H242L243 198H245V199H249V195L247 194V188H246V186H245V184H244V178H243V175L241 174V173H236V175L234 176V179L231 181V182H229V184L227 185V186H224L223 185ZM183 188H184V186H183ZM227 189V190H226ZM236 191V190H235ZM227 195H231V193H228V194H226V195H224V196H227ZM232 195H233V193H232ZM231 195V196H232ZM130 197V196H129ZM227 200V202H230V201H228V198L226 199ZM225 200V201H226ZM131 203V202H130ZM222 203V202H221ZM221 203H220V205H221ZM224 204L222 205V207H221V209L223 208L224 209V207H227L226 206V204H225V202H223ZM229 204V203H228ZM227 204V205H228ZM231 204V203H230ZM264 205V200H259V201H256V202H250L249 204H248V207H249V209L251 208V207H255V210L256 209H260L262 206ZM109 206H113L112 207V209L109 207ZM131 206V205H130ZM224 206V207H223ZM229 206V205H228ZM109 207V208H108ZM127 208V207H126ZM204 208V210H205V207H203ZM246 208H247V206H246ZM85 209V210H84ZM218 209H220L219 207H218ZM217 209V210H218ZM226 209V208H225ZM202 210V209H201ZM203 210V211H204ZM210 210V209H209ZM208 210V211H209ZM229 210H231V209H229ZM237 210H239V208H238V206H237ZM241 210V209H240ZM239 210V211H240ZM219 211H221L222 212V210H218V212ZM235 211V210H234ZM239 211H236L235 213H237L238 214V212ZM227 212V211H226ZM230 212V211H229ZM242 212V211H241ZM222 213H224V212H222ZM230 214V213H229ZM228 214V215H229ZM233 214V213H232ZM239 214H240V212H239ZM227 215V216H228ZM234 215V214H233ZM188 216H189V214H188ZM258 216V215H257ZM30 218V217H29ZM187 218H190V216L189 217H187ZM186 218V219H187ZM256 218V217H255ZM258 218V217H257ZM256 218V219H257ZM116 220V219H115ZM47 221V222H46ZM103 232V231H102ZM107 232V231H106ZM103 234V233H102ZM9 248V249H8ZM2 249V250H1ZM39 251V252H40ZM3 252V251H2ZM22 253V252H21Z\"/></svg>", "mask_w": 264, "mask_h": 264}, {"label": "built area", "instance_id": "4", "mask_svg": "<svg viewBox=\"0 0 264 264\" xmlns=\"http://www.w3.org/2000/svg\"><path fill=\"white\" fill-rule=\"evenodd\" d=\"M257 99L260 103H263L264 101V98L261 95H259ZM247 108L251 113L248 118L250 123L248 126L244 124L241 117L234 115V113L236 112H241L240 108H233V111L231 113H228L226 110L225 116L229 118V123L233 125L225 126V134L227 136H231L234 133L240 134L242 132L245 133L246 131H251L255 126L256 120L264 118V113L260 112L259 108L256 107L253 103L247 102ZM260 133H264V131H260Z\"/></svg>", "mask_w": 264, "mask_h": 264}]
</instances>
